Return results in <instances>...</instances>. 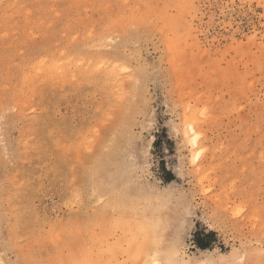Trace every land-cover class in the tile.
<instances>
[{"label": "rangeland", "instance_id": "374dc122", "mask_svg": "<svg viewBox=\"0 0 264 264\" xmlns=\"http://www.w3.org/2000/svg\"><path fill=\"white\" fill-rule=\"evenodd\" d=\"M201 260L264 264V0H0V264Z\"/></svg>", "mask_w": 264, "mask_h": 264}, {"label": "trees", "instance_id": "16d2710c", "mask_svg": "<svg viewBox=\"0 0 264 264\" xmlns=\"http://www.w3.org/2000/svg\"><path fill=\"white\" fill-rule=\"evenodd\" d=\"M171 174V173H170ZM173 179L172 175H170L168 180ZM213 236V232H207V233H195L194 234V243L199 247V248H207L208 247V242L205 241L206 238Z\"/></svg>", "mask_w": 264, "mask_h": 264}, {"label": "bare ground", "instance_id": "6f19581e", "mask_svg": "<svg viewBox=\"0 0 264 264\" xmlns=\"http://www.w3.org/2000/svg\"><path fill=\"white\" fill-rule=\"evenodd\" d=\"M46 65H47V64H46ZM47 67H49V66H47ZM40 68H41V67H40ZM46 69H47V68H46ZM57 69H58V68H57ZM57 69H56V70H57ZM35 70H36V69H35ZM56 70H55V71H56ZM38 71H39V70H38ZM42 71H43V69H42ZM49 71H50V70H49ZM51 72H52V71H51ZM58 73H59V72H58ZM71 78H72V77H71ZM92 164H93V163H92ZM91 166H92V165H91ZM96 176H97V175H96ZM102 178H103V177H102ZM94 179H95V176H94ZM97 180H98V179H97ZM107 183H108V182H107ZM112 191H113V190H112ZM118 191H119V190H118ZM95 196H96V195H95ZM98 199H99V198H98ZM147 201H148V200H147ZM137 203H138V202H137ZM160 210H161V209H160ZM140 213H141V212H140ZM153 216H154V215H153ZM158 216H159V215H158ZM138 219H139V218H138ZM160 220H161V218H160ZM160 220H159V221H160ZM163 220H164V219H163ZM153 222H154V221H153ZM156 222H157V221H156ZM142 223H144V222H142ZM145 225H146V224H145ZM145 225H144V226H145ZM153 225H155V223H154ZM68 226H69V225H68ZM161 226H162V225H161ZM164 226H165V225H164ZM154 227H155V226H154ZM154 227H153V229H154ZM157 227H158V226H157ZM57 230H58V229H57ZM152 231H153V230H152ZM144 232H145V231H144ZM157 232H158V230H157ZM157 232L155 233V236L157 235ZM160 232H161V230H160ZM64 233H65V232H64ZM71 233H72V232H71ZM141 233H142V232H141ZM141 233H140V234H141ZM148 234H150V233H148ZM158 234H159V233H158ZM53 235H54V234H53ZM73 235H74V234H73ZM145 235H146V234H145ZM153 235H154V234H153ZM56 236H57V234H56ZM56 236H54V237H56ZM157 236H158V235H157ZM159 236H160V235H159ZM57 237H58V236H57ZM144 237H145V236H144ZM149 237L151 238V236H149ZM58 238H59V237H58ZM153 238H154V237H153ZM158 238H159V237H158ZM144 239H145V238H144ZM144 239H143V241H144ZM155 239H156V237H155ZM159 239H160V238H159ZM149 241H150V240H149ZM157 241H158V240H157ZM152 243H153V240H152ZM154 243H155V242H154ZM156 243H157V242H156ZM157 244H158V243H157ZM154 245H155V244H154ZM145 246H146V244H145ZM143 247H144V246H143ZM156 247H157V246H156ZM152 248H154V247H152ZM142 249H143V248H142ZM143 250H144V249H143ZM149 250H150V249H149ZM170 250H171V249H170ZM140 251H141V250H140ZM145 251H146V250H145ZM160 251H161V250H160ZM164 252H165V251H164ZM168 252H169V251H168ZM142 253H143V252H142ZM154 253H155V252H154ZM162 253H163V252H162ZM162 253H159V255L162 254ZM169 253H170V252H169ZM176 253H177V252H176ZM155 254H156V253H155ZM164 254H166V253H164ZM164 254H162V255H164ZM171 254H173V253H171ZM171 254H170V255H171ZM162 255H161V256H162ZM145 256H146V255H145ZM153 256H154V255H153ZM153 256H152V257H153ZM165 256H167V255H165ZM81 257H82V256H81ZM149 257H150V256H149ZM146 258H147V257H146ZM155 258H156V257H155ZM158 258H159V259H163V257H161V258L158 257ZM177 258H178V257H177ZM152 259L155 260L154 258H152ZM159 259H158V260H159ZM164 259H166V257H165ZM168 259H169V257H168ZM170 259H171V258H170ZM57 260H58V259H57ZM54 261H55V260H54ZM166 261H167V260H166ZM212 261H213V260H212ZM82 262H83V261H82ZM169 262H171V261H169ZM185 262H186V261H185ZM172 263H173V262H171L170 264H172ZM37 264H38V263H37ZM39 264H40V263H39ZM78 264H79V263H78ZM150 264H151V263H150ZM164 264H165V262H164ZM183 264H184V262H183ZM197 264H210V262L207 263V262H204V261L201 260V261L198 262ZM231 264H232V263H231Z\"/></svg>", "mask_w": 264, "mask_h": 264}, {"label": "snow or ice", "instance_id": "6c2138e0", "mask_svg": "<svg viewBox=\"0 0 264 264\" xmlns=\"http://www.w3.org/2000/svg\"><path fill=\"white\" fill-rule=\"evenodd\" d=\"M237 264H239V262H237Z\"/></svg>", "mask_w": 264, "mask_h": 264}]
</instances>
